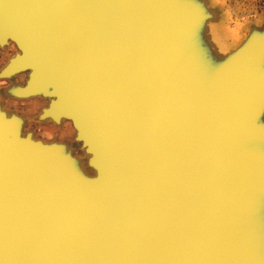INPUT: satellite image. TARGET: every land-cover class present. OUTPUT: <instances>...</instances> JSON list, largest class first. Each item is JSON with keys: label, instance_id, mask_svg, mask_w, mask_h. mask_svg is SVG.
I'll use <instances>...</instances> for the list:
<instances>
[{"label": "water", "instance_id": "1", "mask_svg": "<svg viewBox=\"0 0 264 264\" xmlns=\"http://www.w3.org/2000/svg\"><path fill=\"white\" fill-rule=\"evenodd\" d=\"M213 17L204 0H0L1 41L19 49L5 68L49 88L90 170L0 112V264H264L245 222L264 153L243 150L264 133V25L241 43L258 58L230 51L194 99L198 76L180 73L199 69L181 46Z\"/></svg>", "mask_w": 264, "mask_h": 264}, {"label": "bare ground", "instance_id": "2", "mask_svg": "<svg viewBox=\"0 0 264 264\" xmlns=\"http://www.w3.org/2000/svg\"><path fill=\"white\" fill-rule=\"evenodd\" d=\"M181 9L184 10V8L181 6ZM180 13V16L178 14V18H186L184 11L178 10ZM187 15V20L190 19V15L188 11H185ZM218 21V18L216 22H214V25H212L210 22L206 25V21H204L202 24H194L192 27H189L190 34L188 37L184 40L182 43V49L186 52V54L189 56V61L193 64H196L199 69V74L193 72L191 74H188L187 71L180 73L181 77H183L185 80H189L187 77H197L199 78L198 84L197 82L194 83L195 90L192 93V97L194 99H201L207 96V94L211 91L209 87V80L211 79L212 75L214 74L215 70L218 68V66L223 65V62L228 58L230 55L229 52H234L233 57L241 63H249L250 61H253L258 58V50H255V42L252 43L251 47H241L242 46V40L238 41L233 48L229 49L227 45H230V42H227L223 40V36L221 35L223 28L218 26L216 27V23ZM193 21L190 20L188 24L192 23ZM1 31V30H0ZM1 33H7L6 30ZM0 33V37H1ZM223 37V38H222ZM9 39V38H7ZM4 40L1 41L0 38V49L5 48L6 46H13L14 51L11 56H8L6 61L3 63L2 67H0V79L2 80H10V79H16L18 76L25 75L24 83L23 84H15V85H9L8 88L2 93L3 102L7 101L8 97H12L14 101L17 102H25L30 101L33 102L35 105H37L42 100H46V105H43L39 108V112L36 115L37 123L39 125H42L43 128L46 130L47 128H53L58 125L66 124L67 126H71V131L73 133V138H75V128L70 122L68 118H65V116L61 115L59 112L60 104L59 102H56L49 106V99L51 98L49 96V88H43L44 90H40L39 86H36V83L39 82L37 77H33L31 79V82L27 85V87H23L28 79V73L29 68L26 67H19V65H16L13 70L10 69V71H7L5 66L10 62V58H14L16 54L19 53V49L15 46L14 42L12 40ZM225 39V38H224ZM244 39V37H243ZM242 48V49H241ZM229 54V55H228ZM228 55V56H227ZM9 59V60H8ZM262 65L255 70L257 73L258 71H261L264 69V55H262ZM11 65V64H10ZM12 66V65H11ZM259 66V65H258ZM5 68V70H4ZM257 68V67H256ZM255 73V74H256ZM259 93L257 95V98L260 97V90L264 92V80L262 84L260 85ZM6 96V98H4ZM10 101H13L12 99ZM2 101H0V112H2V115L5 119L9 120L13 125H16V128H18V133H20V136L28 135V138L36 141L39 140L40 143L44 144L46 142L45 137H37L34 135L33 131L31 130H25L26 125V119L23 115L19 114L17 111H10L7 110L5 105ZM57 113V116H54V113ZM258 113V114H257ZM258 116V117H257ZM257 117L261 122L264 123V97L258 101V111L256 114H254L253 119ZM35 119V120H36ZM253 119L251 122H253ZM67 120V121H66ZM43 121V122H39ZM69 122V123H68ZM73 127V128H72ZM262 133L256 137L257 140L253 139V134H247L244 137V151H258L257 154L262 155L264 153V133L261 130ZM56 142H62L61 140H55ZM77 141V140H76ZM82 148L79 141H77ZM71 150V151H70ZM69 151L72 155L76 156L72 149L70 148ZM77 157V156H76ZM257 205V206H256ZM256 207V209H255ZM248 217V218H247ZM245 222H249V225L251 227H256V229L259 230V235L262 234L263 238L260 239L259 244L261 247H264V192L260 193L257 196V202L254 204V210L247 213V216H245Z\"/></svg>", "mask_w": 264, "mask_h": 264}, {"label": "rangeland", "instance_id": "3", "mask_svg": "<svg viewBox=\"0 0 264 264\" xmlns=\"http://www.w3.org/2000/svg\"><path fill=\"white\" fill-rule=\"evenodd\" d=\"M208 7L214 12L213 20L210 22L214 25L217 18L216 27L223 28L221 35L225 38L223 40L230 42L227 45L229 49L240 40L243 39L247 31L253 26L261 27L264 25V0H204ZM14 47L6 46L0 49V67L6 61L8 56L13 54ZM25 75L18 76L16 79L2 80L0 79V101L3 102L2 93L11 84L16 83L19 85L24 83ZM9 84V85H7ZM6 98V96H4ZM13 101H10V100ZM7 110L17 111L23 115L26 119L25 130L33 131L37 137H45L46 141L61 140L72 149L74 154L80 159L81 165H84L87 172L90 170L85 165L86 154L82 151L79 143L74 140L71 126L66 124L58 125L53 128H47L46 130L42 125L37 123L36 115L39 112V108L46 105V100H42L37 105L33 102H17L12 97H8L5 103L3 102ZM36 119V120H35ZM67 121V120H66ZM43 122V121H39ZM69 123V122H68ZM73 128V127H72Z\"/></svg>", "mask_w": 264, "mask_h": 264}]
</instances>
